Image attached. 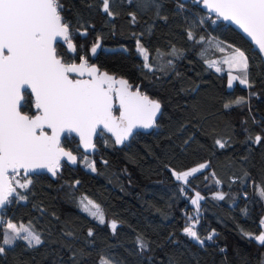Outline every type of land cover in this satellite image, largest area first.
<instances>
[{
    "label": "trees",
    "instance_id": "trees-1",
    "mask_svg": "<svg viewBox=\"0 0 264 264\" xmlns=\"http://www.w3.org/2000/svg\"><path fill=\"white\" fill-rule=\"evenodd\" d=\"M60 2L77 46L65 59L77 62L84 55L88 63L158 101L161 113L150 132L135 133L121 147L100 132L90 155L83 154L75 137L63 136L61 145L76 156V166L61 162L55 178L43 173L27 176L31 184L16 189L2 214L6 224H30L42 243L29 248L17 240L5 246L0 264H99L102 255L113 264H262L264 246L254 239L264 231V198L259 193L264 187L260 54L234 27L192 1L110 0L113 16L102 11V0ZM137 41L147 49L151 71L144 67ZM96 44L100 46L93 53ZM56 47L67 52L65 44ZM234 48L249 58L251 86L236 82L230 88L227 70L209 67L223 57L224 49ZM239 98L243 103H234ZM25 101L28 111L29 92ZM86 158L95 171L83 165ZM200 163L206 166L186 182L173 175ZM17 179L23 182L24 176ZM197 193L202 199L195 205ZM84 197L100 205L104 224L82 210ZM113 220L115 231L109 227ZM190 223L203 245L184 233ZM138 237L148 245L145 250L138 248Z\"/></svg>",
    "mask_w": 264,
    "mask_h": 264
},
{
    "label": "snow or ice",
    "instance_id": "snow-or-ice-1",
    "mask_svg": "<svg viewBox=\"0 0 264 264\" xmlns=\"http://www.w3.org/2000/svg\"><path fill=\"white\" fill-rule=\"evenodd\" d=\"M204 4L219 18L242 29L264 55V0H204ZM62 11L60 0H0V207L9 202L17 188L29 187L32 182L27 178L29 173L46 169L55 176L61 166V157H66L70 163L76 162V156L61 146V133L75 132L87 149L95 147L92 134L100 125L115 136L117 144L127 140L136 127L155 126L154 118L161 107L158 101L150 99L139 87L132 91V85L126 80H117L107 72H100L94 65L89 66L84 55L79 56V63L65 59L69 53L77 52V46L71 39V25L62 16ZM102 11L108 16L114 15L110 0H102ZM130 15L135 21V15ZM81 34L86 35V32ZM58 38L66 43V53L57 51ZM188 38L193 40L194 33L189 31ZM137 49L144 56V67L151 71L147 49L139 41ZM95 51L96 46H93L92 52ZM171 54L175 55V49ZM226 62L241 73L239 76L229 73V87L234 80L251 86L249 58L244 51L234 48L233 55ZM213 63H209V67ZM85 75L87 79H84ZM28 90L31 105L25 111ZM234 103L242 104L243 98ZM117 104L119 116L113 114ZM31 109L35 111L29 114ZM255 139L259 142L261 137ZM216 143L222 148L225 146L220 140ZM88 166L95 171L94 165ZM205 166L201 164L185 172L174 171L173 175L176 180L186 182L189 176ZM21 171L25 174L23 182L17 179ZM259 193L264 198V187ZM196 196L202 199L199 193ZM218 198L224 197L219 195ZM19 199L26 197L19 195ZM192 203L197 204V199ZM81 204L83 211L100 224L105 223L100 205L87 197ZM260 224L264 226V219ZM109 227L115 231L116 221H111ZM183 231L203 245L195 224L190 223ZM88 235H93L91 229ZM213 235L214 232L210 233L207 239L212 240ZM254 239L264 246V232ZM17 240L25 241L29 248L42 243L40 235L30 224L17 225L8 221L0 240V255L6 253L5 246L10 248ZM137 246L141 250L148 247L139 237ZM99 264L113 262L102 255Z\"/></svg>",
    "mask_w": 264,
    "mask_h": 264
},
{
    "label": "water",
    "instance_id": "water-1",
    "mask_svg": "<svg viewBox=\"0 0 264 264\" xmlns=\"http://www.w3.org/2000/svg\"><path fill=\"white\" fill-rule=\"evenodd\" d=\"M182 3H185V2H190V1H192L193 3H196V4H200L201 5V7L203 8V10L206 12V13H208V14H210V15H213V16H215L216 18H218V20L219 21H221V22H224L225 24H228V25H230V26H232V27H234L243 37H245L247 40H248V42L252 45V47H253V49L255 50V51H257L258 52V54H260L259 53V49H258V47L252 42V40H251V38L249 37V36H247V34L246 33H244L243 32V30L242 29H240L236 24H234V23H232L231 21H225V20H223L222 18H219L218 16H217V14L214 12V11H211L209 8H207L206 6H205V4H204V0H180ZM58 43H60V44H65L66 45V43H64V41L62 40V39H60V38H58V40H57V43L56 44H58ZM56 46V45H55ZM67 46V45H66ZM99 44H96V51L98 50V48H99ZM95 51V52H96ZM260 56L262 57V60L264 61V55H262V54H260ZM76 63H79V61H77ZM89 64V66H95L100 72H106V71H104V70H101L98 66H96L95 64H92V63H88ZM109 75H111V76H114L117 80H125L124 78H122V77H120V76H116L114 73H111V72H107ZM78 78V77H77ZM88 77H87V75H85V77H84V79H87ZM131 90L132 91H135L136 89H133V88H131ZM28 92L30 93V90H28ZM116 107H118V104H117V106ZM160 110L157 112V114H156V116H155V118H154V122H155V126H156V121H157V119L159 118V116H160ZM115 116H119V109H118V112L115 114V113H113ZM155 126H153V127H155ZM153 127H149V128H142V127H136V128H134L133 129V131H132V134L131 135H129V137H128V139L127 140H125L123 143H121V144H117L116 143V140H115V136L111 133V132H109L107 129H104L103 128V126L102 125H100V126H98L97 127V130H96V132L95 133H93L92 134V143L95 145V140H96V138H97V134H100V132H102V133H104V134H106V135H108V136H110L112 139H113V141L115 142V144L117 145V146H119V147H121L122 146V144H124V143H127V142H129L130 141V139L132 138V136L135 134V133H148V132H150L152 129H153ZM49 134H50V130H49ZM68 135H70V136H73V137H75L77 140H78V147H80L81 148V151L83 152V154H85V155H90V154H92V153H94L95 151H96V149H97V147L95 146L94 148H92V147H89V148H85L82 144H81V142H80V137L75 133V132H72V133H68V132H64V133H61V142H62V140H63V136H68ZM62 146V145H61ZM65 149V148H64ZM66 150V149H65ZM66 151H68V150H66ZM70 151V150H69ZM73 154V153H72ZM74 155V154H73ZM75 156V155H74ZM61 162H66L68 165H71V166H76V164H77V159H76V162L75 163H70L68 160H67V158L66 157H61ZM59 171V170H58ZM57 171V172H58ZM38 173H43V174H47L48 176H50L51 178H55V176H53L52 175V173H50V172H48L46 169H39V170H36L35 172H32V173H29L27 176H29V175H34V174H38ZM57 174V173H56ZM20 175H22V176H24L25 174L23 173V171H21V174ZM7 207V203L3 206V207H0V223L1 222H3L2 221V214H3V211H4V209Z\"/></svg>",
    "mask_w": 264,
    "mask_h": 264
},
{
    "label": "crops",
    "instance_id": "crops-1",
    "mask_svg": "<svg viewBox=\"0 0 264 264\" xmlns=\"http://www.w3.org/2000/svg\"><path fill=\"white\" fill-rule=\"evenodd\" d=\"M222 53H223V57L220 58V59H216V60H218L220 63H219L216 67H213V68H215L216 70H217V69H219V70H221V69H226V70H227V77H228V78H229V73H231V75H233V76H238L240 72H239L235 67L230 68V67H229V63L226 62L227 59L233 55V51H231V50L229 51V50H227V49H224V50L222 51ZM236 82L240 83L239 80H234L233 83H232V86H233ZM240 84H241V83H240ZM241 85H242V86H246V85H244V84H241ZM228 87H229V84H228ZM230 88H231V87H230Z\"/></svg>",
    "mask_w": 264,
    "mask_h": 264
},
{
    "label": "rangeland",
    "instance_id": "rangeland-1",
    "mask_svg": "<svg viewBox=\"0 0 264 264\" xmlns=\"http://www.w3.org/2000/svg\"><path fill=\"white\" fill-rule=\"evenodd\" d=\"M110 49H114L113 47H111ZM141 54V53H140ZM143 56V55H142ZM144 57V56H143ZM212 62H214L213 63V66L212 67H216L220 62L218 61V60H216V59H214V61H212ZM211 63V62H210ZM241 73H239V75H240ZM238 75V76H239ZM92 165V160H91V158L90 159H84V161H83V165L86 167V168H89L90 170L92 169L91 167H89L88 165ZM202 163H200V164H197V166H194V167H191V168H188L187 170H185V171H189V170H191L192 168H197V167H199V165H201ZM205 165V164H204ZM185 171H182V172H185ZM15 183V182H14ZM219 195H222V194H218V193H215V196L218 198L219 197ZM201 196V195H200ZM193 199H197V203H198V201H199V199L197 198V196H194L193 198H192V200ZM84 204H87V201H84ZM196 205V204H195ZM88 213V212H87ZM3 225H7L6 224V222L4 221V223H3ZM264 232V231H263ZM259 235V234H258Z\"/></svg>",
    "mask_w": 264,
    "mask_h": 264
},
{
    "label": "built area",
    "instance_id": "built-area-1",
    "mask_svg": "<svg viewBox=\"0 0 264 264\" xmlns=\"http://www.w3.org/2000/svg\"><path fill=\"white\" fill-rule=\"evenodd\" d=\"M14 194H15V193H14ZM14 194H13V195H14ZM13 195H12V196H13ZM263 219H264V218H263ZM2 221L4 222V220H3V219H2Z\"/></svg>",
    "mask_w": 264,
    "mask_h": 264
}]
</instances>
